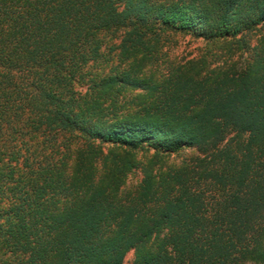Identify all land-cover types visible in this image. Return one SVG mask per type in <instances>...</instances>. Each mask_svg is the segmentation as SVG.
<instances>
[{"label":"trees","instance_id":"16d2710c","mask_svg":"<svg viewBox=\"0 0 264 264\" xmlns=\"http://www.w3.org/2000/svg\"><path fill=\"white\" fill-rule=\"evenodd\" d=\"M262 24L264 0H0V264H264ZM176 33L226 56L151 69Z\"/></svg>","mask_w":264,"mask_h":264},{"label":"rangeland","instance_id":"374dc122","mask_svg":"<svg viewBox=\"0 0 264 264\" xmlns=\"http://www.w3.org/2000/svg\"><path fill=\"white\" fill-rule=\"evenodd\" d=\"M261 33H264V24L258 29H256L253 34L249 37V45H253L255 42V37L259 36ZM224 43H214V41H206L202 39L201 37H195L193 35L189 34H181L176 33L172 35L168 42H165L164 45L161 47V51H163L165 54L160 57V59L157 61L156 64L151 66V69L156 68L157 70L163 72L166 69L167 65L170 64H177L184 62L186 59H189L191 57H198L203 56L205 57L206 61H209L210 67L214 66V59L215 54L219 55L221 53V56L224 58L226 54L224 51ZM221 57V58H222ZM233 60L238 59V54L232 56ZM220 58V59H221ZM222 60V59H221ZM221 62H219L220 64ZM237 65V64H236ZM105 67V66H104ZM107 67L103 68L104 71H106ZM101 72V71H100ZM196 152L191 148H184L179 153H172L165 157L167 163H179L182 160H187L191 156L195 155ZM141 174L138 170H134L133 172L129 173L124 188L125 190L132 189L133 186L136 185V182L140 178ZM132 250L128 251L122 261V264H131L132 260ZM9 260H12V256L7 257Z\"/></svg>","mask_w":264,"mask_h":264}]
</instances>
